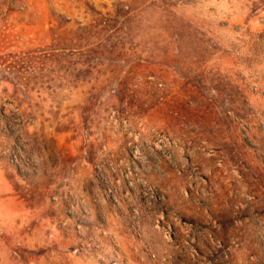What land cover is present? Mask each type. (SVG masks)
Listing matches in <instances>:
<instances>
[{
	"label": "rangeland",
	"instance_id": "rangeland-1",
	"mask_svg": "<svg viewBox=\"0 0 264 264\" xmlns=\"http://www.w3.org/2000/svg\"><path fill=\"white\" fill-rule=\"evenodd\" d=\"M0 264H264V0H0Z\"/></svg>",
	"mask_w": 264,
	"mask_h": 264
}]
</instances>
